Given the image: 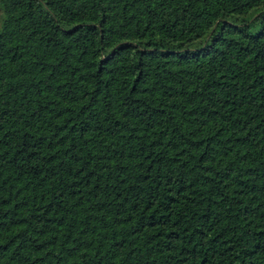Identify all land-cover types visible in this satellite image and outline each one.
Masks as SVG:
<instances>
[{
	"label": "trees",
	"instance_id": "1",
	"mask_svg": "<svg viewBox=\"0 0 264 264\" xmlns=\"http://www.w3.org/2000/svg\"><path fill=\"white\" fill-rule=\"evenodd\" d=\"M0 264H264V0H0Z\"/></svg>",
	"mask_w": 264,
	"mask_h": 264
}]
</instances>
